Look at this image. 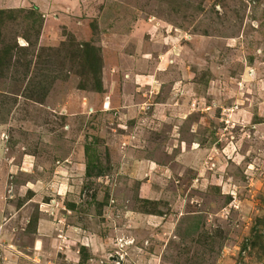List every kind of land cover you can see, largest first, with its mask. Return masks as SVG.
<instances>
[{
    "label": "rangeland",
    "instance_id": "374dc122",
    "mask_svg": "<svg viewBox=\"0 0 264 264\" xmlns=\"http://www.w3.org/2000/svg\"><path fill=\"white\" fill-rule=\"evenodd\" d=\"M0 11L14 46L0 68V198L11 210L28 180L38 192L28 224H7L22 253L2 238L0 264H264V0ZM84 43L101 49L100 89L72 55ZM96 158L104 173L87 176ZM39 213L51 226L35 242Z\"/></svg>",
    "mask_w": 264,
    "mask_h": 264
},
{
    "label": "crops",
    "instance_id": "0c3cea01",
    "mask_svg": "<svg viewBox=\"0 0 264 264\" xmlns=\"http://www.w3.org/2000/svg\"><path fill=\"white\" fill-rule=\"evenodd\" d=\"M114 34H112V36L110 37V40H112L113 38V41L117 38V41H120V38L118 37H113ZM127 74L125 76L127 77H131L132 76V80H134L136 83H138V80L142 75H139V74H136V72H133V71H129V72H126ZM136 74V75H135ZM135 83V88H140L141 86L136 84ZM148 92L145 91L141 94V97L143 98V100L141 101L140 104H137L136 102L134 103L135 105H132V107H134L133 111L136 110L137 112H140V114L142 115V102H145L146 101V96H147ZM108 99L110 98H107L105 100H103V110H109L108 108H111L110 105H108V107H106V103H109L108 102ZM129 99V98H128ZM127 97L125 96L123 98V100L127 101L128 100ZM110 101V100H109ZM165 104V103H164ZM124 107H128V106H123ZM131 107V108H132ZM118 109V108H117ZM153 111H155L156 114H159L158 113V110L156 108L153 109ZM118 112V111H117ZM115 111V113H117ZM131 119H134V116H132ZM84 165V164H83ZM8 166V165H7ZM85 166V165H84ZM5 167V166H4ZM3 167V168H4ZM85 169V167H84ZM9 170V169H8ZM20 171L24 174L27 175L26 172H29L28 169H24L23 167H20ZM4 172H10V171H7V170H1L0 171V192L1 193H4L5 192V182H4V178L3 176L5 175ZM35 187H37L36 185H34L32 183L31 180H28L25 185H24V188L25 190L24 191H27L29 190V193L28 196H26V198L19 203V205L16 207V208H11V210L9 209V203L5 202V199L1 196L0 198V239H2L3 243L7 245V247H9V250L7 251L8 252V255L11 254V255H14V256H17L20 255L22 252L20 249L14 247L17 243V239H8L9 238V232H8V235H7V224L8 222L17 214H20L22 217V219L24 220V224L26 226V224H28V222L30 221V217L32 215V213L34 214V208L36 206V203L38 204V201H37V198H38V192L36 191ZM9 191L15 195V194H19L18 192H16V186L15 184H13ZM23 194V193H22ZM21 194V196H22ZM12 195V196H13ZM12 196L10 195L9 198H12ZM42 216H40V213L38 214V224H37V229H35V226H34V230L31 232L34 233L36 235V241H38L42 236H41V230H43V226L45 225V222H46V228L49 229L50 226H51V222H48L47 220H42ZM30 225V224H29ZM24 229V228H22ZM25 230V229H24ZM6 238V239H5ZM19 240V239H18ZM8 242V243H7ZM13 248V249H11ZM36 248V247H34Z\"/></svg>",
    "mask_w": 264,
    "mask_h": 264
},
{
    "label": "trees",
    "instance_id": "16d2710c",
    "mask_svg": "<svg viewBox=\"0 0 264 264\" xmlns=\"http://www.w3.org/2000/svg\"><path fill=\"white\" fill-rule=\"evenodd\" d=\"M0 15H2V12L0 11ZM26 20H30L31 22H35L34 14H28L25 15ZM40 27V26H39ZM37 33H39V29L36 30ZM1 36V35H0ZM28 39V37H26ZM1 40V39H0ZM0 68L4 67V65L8 66L10 64L11 55L10 50L13 49L14 46L12 45H4V40L0 41ZM21 50H26V47L21 48ZM101 49L99 47H96L92 44H79L77 47V51H73L72 55L76 56L77 58H81V62L83 67L88 68V72L92 74V84L94 88L100 89L101 88V80H100V72H101V66H100V59H99V53ZM76 53V54H75ZM83 85H81L80 88H82ZM104 173V169L101 166V163L99 162V159L96 158L95 161H86L85 164V174L87 176H100Z\"/></svg>",
    "mask_w": 264,
    "mask_h": 264
},
{
    "label": "built area",
    "instance_id": "2783aa9c",
    "mask_svg": "<svg viewBox=\"0 0 264 264\" xmlns=\"http://www.w3.org/2000/svg\"><path fill=\"white\" fill-rule=\"evenodd\" d=\"M1 248V247H0ZM1 257H2V255L0 254V262H1Z\"/></svg>",
    "mask_w": 264,
    "mask_h": 264
}]
</instances>
